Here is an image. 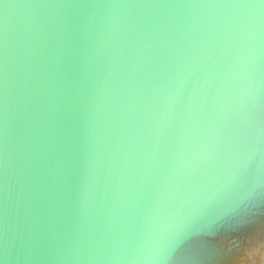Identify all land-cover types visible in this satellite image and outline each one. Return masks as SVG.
<instances>
[{
  "label": "water",
  "instance_id": "95a60500",
  "mask_svg": "<svg viewBox=\"0 0 264 264\" xmlns=\"http://www.w3.org/2000/svg\"><path fill=\"white\" fill-rule=\"evenodd\" d=\"M248 2L0 3V264H264V149L237 166L264 111ZM158 207L189 223L149 261ZM248 214L219 233L239 248L193 243Z\"/></svg>",
  "mask_w": 264,
  "mask_h": 264
},
{
  "label": "snow or ice",
  "instance_id": "6c2138e0",
  "mask_svg": "<svg viewBox=\"0 0 264 264\" xmlns=\"http://www.w3.org/2000/svg\"><path fill=\"white\" fill-rule=\"evenodd\" d=\"M3 3V0H0ZM15 5H10L3 3L5 9L9 7H14ZM245 8H262L264 9V0H258L256 3L248 2L239 5ZM256 75V66L254 64L249 65V77L251 81H254ZM249 107L252 112H255L257 100L259 96V90H250L249 93ZM257 149H264V111L260 115V126L253 139L252 147L249 154L243 155L237 161V166L240 169H246L248 165L255 159ZM261 163L264 165V156L261 158ZM171 192L170 186H165L161 192V203L168 198ZM260 218L264 219V209H261ZM254 219L251 215H242L234 219L231 223L220 228L210 236L198 238L193 243L205 249H208L216 256L225 252H229L232 249L240 247L239 241L226 242L225 239L219 235L220 231L225 227H232L234 230L240 227L247 226ZM189 220L186 218H181L177 213L175 216H170L164 219L161 216L159 207L154 212L152 217L153 231L155 235L152 237V244L148 248L147 256L145 257L149 261H164L171 260L170 251L173 246L178 241L181 232L187 227Z\"/></svg>",
  "mask_w": 264,
  "mask_h": 264
}]
</instances>
